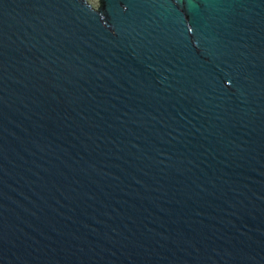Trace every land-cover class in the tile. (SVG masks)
<instances>
[{"label":"water","instance_id":"1","mask_svg":"<svg viewBox=\"0 0 264 264\" xmlns=\"http://www.w3.org/2000/svg\"><path fill=\"white\" fill-rule=\"evenodd\" d=\"M0 264H264V0H0Z\"/></svg>","mask_w":264,"mask_h":264}]
</instances>
